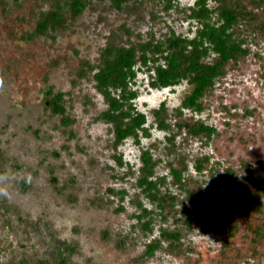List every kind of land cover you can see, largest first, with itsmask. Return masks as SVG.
<instances>
[{
    "label": "rangeland",
    "instance_id": "rangeland-1",
    "mask_svg": "<svg viewBox=\"0 0 264 264\" xmlns=\"http://www.w3.org/2000/svg\"><path fill=\"white\" fill-rule=\"evenodd\" d=\"M195 2L128 0L117 8L86 0L74 15L65 0H0V264L61 257L66 264H257L239 214L243 194L230 195L225 177L230 170L241 183L264 167V33L240 23L235 35L247 54L215 79L203 111H183L181 118L217 129L210 139L176 126L191 85L151 87L153 71L139 64L133 105L146 115L148 135L115 145L112 124L99 118L107 103L93 74L102 49L171 33L193 37L201 26L190 16ZM57 5L60 23L34 34L41 13ZM50 90L64 94L70 123L48 106ZM161 103L168 130L153 115ZM143 150L155 163L153 192L174 196L164 211L139 186ZM183 165L177 182L171 168ZM161 229L178 232L182 250L163 241L146 255ZM232 230L226 253L222 242Z\"/></svg>",
    "mask_w": 264,
    "mask_h": 264
},
{
    "label": "trees",
    "instance_id": "trees-1",
    "mask_svg": "<svg viewBox=\"0 0 264 264\" xmlns=\"http://www.w3.org/2000/svg\"><path fill=\"white\" fill-rule=\"evenodd\" d=\"M128 0H111L112 5L121 8ZM214 7L208 6V0H196L191 7L192 18L200 22L193 37L175 33L165 35L161 39H151L137 45L108 44L102 49L100 62L93 74L95 87L104 97L107 108L99 115L100 119L112 124L115 145L122 143L129 137L139 141V133L148 135L145 127L146 115L138 111L133 105V100L138 92L132 86L137 71L136 66L147 67L153 71L150 85L154 88H166L186 81L191 85V91L176 108L179 119L176 121L178 131L184 130L190 137L210 139L217 135V129L200 119L181 118L185 109L200 113L204 109L202 98L210 89L215 79L223 76L227 70L236 65L247 54L243 40L236 34V27L244 22L254 25L259 33H264V0H213ZM74 15H78L85 7L86 0H65ZM63 16L60 5L53 10L41 13L34 34L43 33L54 24H59ZM63 93L48 92V106L63 117V124L71 122L65 116L66 108L63 104ZM164 103L153 110L157 126L161 130H168L167 112ZM207 156L202 159L207 162ZM142 167L139 177V186L152 201H157L161 210L170 206L174 196H158L157 183L151 177L154 174L155 163L148 150L141 153ZM203 162L197 163V168L202 169ZM185 166L172 167L171 173L177 182H181ZM225 182L230 195H237L239 190L241 207L239 214L246 229L251 235L250 242L252 254L257 264H264V167L260 176L248 178L238 183L227 170ZM23 185V182H20ZM197 192L194 190L191 195ZM240 195V194H239ZM141 217V216H140ZM142 218V217H141ZM151 221L146 220L145 227L150 230ZM236 231L232 230L222 242L223 251L232 252ZM180 234L176 231L161 229L160 236L153 238L146 247V255H153L164 241L169 251H181L182 242ZM258 245V247H256ZM260 249V250H259ZM15 264H66L64 257L56 261L38 259L35 261H21ZM249 264V263H248Z\"/></svg>",
    "mask_w": 264,
    "mask_h": 264
}]
</instances>
